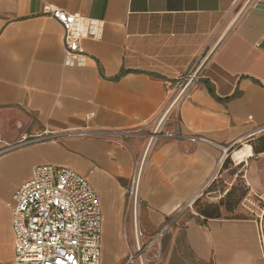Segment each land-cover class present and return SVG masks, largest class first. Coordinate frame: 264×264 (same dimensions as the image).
I'll return each instance as SVG.
<instances>
[{
    "label": "crops",
    "instance_id": "crops-1",
    "mask_svg": "<svg viewBox=\"0 0 264 264\" xmlns=\"http://www.w3.org/2000/svg\"><path fill=\"white\" fill-rule=\"evenodd\" d=\"M46 7L96 23L82 62L66 63L63 27ZM201 58L200 81L165 127L185 137L160 138L147 155L142 227L150 234L173 217L159 264H264L255 217L186 212L234 146L264 136L255 133L264 127V0H0V264L14 256L13 194L41 164L87 177L102 210L100 264L125 259L126 191L143 134ZM23 136L52 138L11 148Z\"/></svg>",
    "mask_w": 264,
    "mask_h": 264
},
{
    "label": "built area",
    "instance_id": "built-area-1",
    "mask_svg": "<svg viewBox=\"0 0 264 264\" xmlns=\"http://www.w3.org/2000/svg\"><path fill=\"white\" fill-rule=\"evenodd\" d=\"M45 11L63 27L66 63L82 62L85 52L81 41L97 34L96 23L55 7H46ZM206 62L207 58L198 59L188 72L177 78L173 97L163 108L153 128L143 134L146 139L145 149L135 164L126 191L124 239L129 249L120 264H147L151 252L157 251V258L160 255L162 237L173 217L157 231L150 234L145 232L141 219L140 182L147 155L156 142L160 138L180 140L185 137L176 125L171 131H166L165 127L168 122L176 123V110L200 81ZM261 132H264V127L255 133ZM51 138L23 136L11 148ZM188 138L192 141L200 139L194 136ZM208 184L187 206L200 197L209 187ZM240 206L261 225L264 217V192L251 188L242 198ZM260 225V245L264 255V232ZM11 229L14 237L11 264H100L102 210L99 197L87 177L69 167L41 164L32 170L31 177L13 194Z\"/></svg>",
    "mask_w": 264,
    "mask_h": 264
},
{
    "label": "rangeland",
    "instance_id": "rangeland-1",
    "mask_svg": "<svg viewBox=\"0 0 264 264\" xmlns=\"http://www.w3.org/2000/svg\"><path fill=\"white\" fill-rule=\"evenodd\" d=\"M244 144L252 146L253 155L249 158H244L243 162H239L233 157V151L243 146H234L225 159V163L220 164L221 166L218 165L215 180L186 209V212L190 213L191 210H194L200 213L204 208L213 210L215 206H219L220 215L225 217H237L246 214V211L240 206L242 198L251 188L264 192V151L256 152V150L258 151L264 146V142L256 140L244 142ZM232 157L237 162V166H234ZM162 248L163 242L161 243L160 254L162 253ZM155 253L157 251L149 254L150 262L147 264H159L161 256L159 255L160 258H157Z\"/></svg>",
    "mask_w": 264,
    "mask_h": 264
},
{
    "label": "trees",
    "instance_id": "trees-1",
    "mask_svg": "<svg viewBox=\"0 0 264 264\" xmlns=\"http://www.w3.org/2000/svg\"><path fill=\"white\" fill-rule=\"evenodd\" d=\"M257 140H260L262 142H264V136L259 137ZM254 150H256L255 148H253ZM264 151V146H262L261 149H259L258 151L256 150V152H261ZM225 163V160L224 162ZM219 206H215L213 210H211L210 208H204L200 214H202L205 217H220V210L218 209Z\"/></svg>",
    "mask_w": 264,
    "mask_h": 264
},
{
    "label": "bare ground",
    "instance_id": "bare-ground-1",
    "mask_svg": "<svg viewBox=\"0 0 264 264\" xmlns=\"http://www.w3.org/2000/svg\"><path fill=\"white\" fill-rule=\"evenodd\" d=\"M250 152H251V147L246 145L244 149L235 151L233 155H234V158L238 160H242L244 156L246 154H249Z\"/></svg>",
    "mask_w": 264,
    "mask_h": 264
}]
</instances>
